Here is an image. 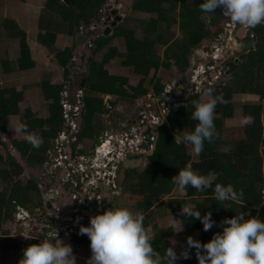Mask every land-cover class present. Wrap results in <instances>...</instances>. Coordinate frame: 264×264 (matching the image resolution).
<instances>
[{"label":"trees","instance_id":"16d2710c","mask_svg":"<svg viewBox=\"0 0 264 264\" xmlns=\"http://www.w3.org/2000/svg\"><path fill=\"white\" fill-rule=\"evenodd\" d=\"M17 1L24 2V0ZM60 2L56 5L52 4L47 6L48 9H53L55 13L53 17L51 16L48 19L50 22L53 20L63 33L73 39V45L56 51L54 55L55 61L63 68L64 79L69 80L67 76L70 70L67 65L70 63L72 51L76 44L74 41L75 35L79 31L80 18L78 14L83 11V19L88 21L89 16L104 1L67 0L66 3V0H60ZM202 2L203 0H134L130 8L139 9L149 14L156 13V18L149 17L141 20L130 17L132 19V25L134 26L133 30H122L119 27L117 29L115 28V31H111L113 35H121L124 38V50L122 52H119L114 46H108L107 37L97 38L96 41L92 42L97 43L95 54L101 53V58L98 62H95V58L92 57L91 66L86 76V84L80 90L81 96L79 100L82 123L78 129L79 133L76 144L82 143L84 140L92 143L94 141L92 140L94 139L93 136H96V142H98L101 134L108 126L116 127L121 124V115L114 117H110L109 115L119 102H116V100L110 101L109 106L111 109H109L102 101L103 95L118 96L123 102L129 103L134 102L137 98H143L145 103H150L147 97L149 92L146 88L147 84L150 87L152 97H164L162 102L167 103L166 97L173 95V93L170 92L166 95L165 84L161 81L162 77L155 76L154 73L150 76L151 69H157L161 64L163 71L167 73L171 63H173L179 70H185L189 65V55L192 51L199 47L204 40L213 41L217 39L223 31L225 23L230 21L217 8L215 13L210 14V19L206 24V20L204 19L205 12L200 11L199 8ZM45 12L51 11L46 9ZM124 19H129V17L125 16ZM137 25V28H142L143 32L140 38L135 34V27ZM38 27L40 29V32L37 34L38 43L51 49L55 43L56 33L49 32L48 30L43 32V27ZM176 28L178 30L177 35L175 32ZM4 31L9 34L8 37L3 36L2 32ZM263 31L264 23L257 25L255 28H251L246 36L249 39L251 34L257 41L253 55H258L257 62L259 68H262L258 74H255L257 79L251 80L252 78H249L247 79L248 82H245V80H241L238 73L235 75L236 78L228 83L224 79L214 85L206 86L200 92H190L183 99L182 105L176 111L171 110L166 116V121L159 127L155 148L152 154L146 159L147 162L143 170L145 176L143 179L134 185L129 183V186L133 187L127 188L129 193L127 194L128 197L126 200L131 202L132 199H136L137 202H131L132 206L129 210L133 213L142 212L144 214V227L145 229L151 227L153 231L152 236H155L152 241L153 247L160 251L162 255L164 248L171 245L169 237L172 234L173 228L170 226L163 232L158 231V224L152 215L155 207L166 204L170 214L174 218H177V226H179L181 220L184 221L183 231L187 236H191L194 232L199 231L200 236L197 240L201 243L208 241L214 233L222 231L221 222L226 217H232L242 213L245 215V218L248 216H257L264 221V173L261 172L262 165H264V148L260 149V146H264V121L262 119L264 103L241 105L242 114L250 118L249 123L232 127L226 126L224 123L226 118L233 115L235 107V103L232 102L233 94L254 93L259 95L260 100H264V83H262L264 77L261 76L264 73ZM0 36H3L5 40H11L10 42L16 43L15 41H17L19 56L16 61H19L17 64L19 69H28L33 66L34 62L31 60L30 49L26 41V32L20 30L14 19H11L9 16L0 19ZM157 44L164 45L162 59L155 52ZM246 54L248 56L249 51ZM115 58L120 59V65L127 69L130 76L139 79L137 85L127 86V78L109 74L105 67ZM244 60L237 63L236 67L240 65L238 68H243ZM0 64L5 73L10 72L11 65L8 58L2 59V55H0ZM165 79L167 82L171 80L168 76ZM69 82L71 86H68V96L64 100L71 106L76 107L74 96L72 91H70L74 85H72L71 80ZM221 82L222 85H220ZM125 86L128 90H126ZM2 87V84H0V133H5L8 127L9 117L18 115L17 104L20 97L16 99L15 96L20 93L15 94L13 90V92L7 94L4 87ZM209 87L214 90V97H222L217 102L216 108L220 112L215 115L214 119L217 136L211 143L205 141L204 150L198 156L195 154L198 159L195 158L193 161L191 160L192 157L186 153L187 145L183 143L176 144L174 137L183 130H192L195 122L189 119V117L194 110L193 101L202 100L200 98L201 95L205 94ZM86 88L94 94H87ZM66 89L63 83L52 86L47 80L44 81L41 86L44 95L43 98L51 101L48 116L36 118L27 109L20 117L21 123L27 124L28 131L36 133L43 138V144L38 149L33 148L26 141L20 142L24 143L20 148V156L22 159H26L29 166H40V169L42 167L46 169L50 164V159L47 156L48 151L51 150L54 142L62 132H66L67 134L70 132V126H65L64 106L61 103L63 98L60 95ZM95 115L108 116V118H111V123L108 126H104V122L106 121H94L93 118ZM83 120H86V125H84ZM115 121L118 122V125L114 124ZM93 124L97 126L98 136L97 133L92 132ZM81 129L91 131V136H80ZM14 144L18 146V142H14ZM223 146L228 147L227 151L220 150V147ZM88 152L84 149L79 150V154L83 155ZM79 154L77 152V155ZM7 156L9 157L4 158L0 155V180L4 185L0 191V225L13 220V214L17 207H27L21 202L26 201L24 200L26 197V189L22 196L18 193L17 188L20 185L27 188V184L30 182L20 177L23 168L17 160L11 155ZM44 158H46L45 162ZM188 164H191L193 171L198 174L207 175L212 173L215 177L213 187L216 183H220L225 186L231 185L236 191L242 190L244 193L243 203L240 205L238 202L226 201L221 204V202L214 199L212 189L198 191L190 185L183 197L164 198L173 189H178L172 182L171 177L176 175L179 169L184 168ZM126 178L125 174L121 185L125 183ZM34 183L36 184V182ZM119 190V194H121L122 189L120 186ZM196 196H201V199H197ZM182 206L197 208L201 215L210 211L212 219L215 221L213 228L205 232L200 220L182 217L180 213ZM7 241L9 242L10 239L0 237L1 250L9 248ZM39 241V239L34 237L28 239L25 247L29 244L38 243ZM74 244L77 246L76 249L90 248L89 238L86 235L78 234V232L76 233ZM189 253V259L180 258L175 264H198L195 250L190 249Z\"/></svg>","mask_w":264,"mask_h":264},{"label":"clouds","instance_id":"9594fccd","mask_svg":"<svg viewBox=\"0 0 264 264\" xmlns=\"http://www.w3.org/2000/svg\"><path fill=\"white\" fill-rule=\"evenodd\" d=\"M118 4H121L120 0L119 1L105 0L104 3H102V5L100 6V8L101 9L106 8V10L103 11H107V12H109L110 9H114L115 13H111V15H113L115 18L116 15L119 16L123 15L124 12V11L122 12L121 10L120 12L118 11V9L121 7L119 5L118 8ZM100 8H96V11L95 10L94 11L97 12ZM199 8L200 11L210 14L215 13V10L219 8L222 12V15L230 20L231 25L233 27L239 26L240 29L244 30L243 36L245 34L247 35L251 28H255L257 25L264 23V0H203V2L199 5ZM84 26H85V21H84ZM239 27L236 28L235 32ZM81 32L79 28V31L77 33L78 37L76 39L78 43H81L82 40L85 38L84 36L79 35V33ZM235 32H234V36H232L231 34L228 36H231L232 38L235 37L237 42L239 41L238 40L239 38L246 39V37L243 36L241 37L236 36ZM76 41L75 43H77ZM217 41L218 40L209 41L210 44L208 46L209 48L207 47V49L213 51L214 46H212L213 48H210V45L211 44L213 45V43ZM220 44L222 46L221 42ZM199 47H201V45ZM195 49L193 51H195ZM249 49L247 51H249ZM221 50H222L221 53L217 52L219 54L217 59H222L224 56L226 57L229 54L228 52L231 51V53H233V51H235V50L229 51L228 49H221ZM247 51L245 52V55ZM226 53L228 54L226 55ZM196 55H197L196 60L194 59L191 60L192 63L191 66L194 67L197 64L196 62H197L198 54L196 53ZM73 60L74 57L73 59H70L71 64ZM208 61L212 62L211 59L207 58L206 61H204V63L206 64L208 63ZM227 61H225V63ZM217 62L219 61L217 60ZM189 66H190V61L188 67ZM228 68L229 67L225 65V70L223 72L224 75H226L225 71ZM76 69L77 67H75L74 69V72L76 73L74 74V76L78 75L77 74L78 71L76 72ZM180 72L183 74L184 71H180ZM190 73H192V71H189L188 74L186 73L183 74L182 77L184 78V82L183 81L181 82L177 78L172 79L171 82L173 84V87H175L178 84L179 88H184L186 86L187 88H189L192 82L191 77H189ZM214 73H212V76H210L211 80L213 81L212 85L222 80L221 79L222 74L219 75V73L216 72V76L213 77ZM68 77L69 80H71L73 75L72 76L68 75ZM224 79L225 76L223 77V80ZM71 83H73L74 86H72L70 91H72V94L74 96V103L75 101L78 102L75 103V105H77L80 108L79 109V113H80L79 118H80L81 117V106L79 100L80 97H77L80 89L78 88L77 83H74L73 81ZM69 85L71 86L70 83H68V86ZM220 85H222V82L220 83ZM76 86L78 89L76 88ZM125 88L126 90H128L126 86ZM170 88L168 89V92L170 91ZM68 90L69 89H66L61 92L60 95L63 98L61 103H65L68 107H70V110H73V106H71L68 102L67 104L64 100L68 96L67 95ZM213 91L214 90L211 87H209L205 92L207 99L193 101L194 110L191 112V115L189 117V119L195 122L192 130L184 131L182 135H177L174 137L176 144L183 143L185 145H190L192 152L197 156L200 155L204 150L205 141L211 143L213 139L217 136V130L214 124V119L217 108V102L221 100L222 97L221 96L214 97ZM168 92H166V94ZM184 93H186L185 94V98H186L189 94L188 92H184ZM104 96L106 95L102 96V101L107 108L111 109L109 106L110 105L109 102L114 100H116V102H119L117 103L118 105L119 104L121 105L118 106L116 104L115 108H113L115 111H118V108L119 109L123 108V110L124 108L125 109L128 108L123 106L124 102L118 96L116 97L113 95H107V99H104ZM150 96H147L150 100V103L156 102L157 98L159 99L161 98L163 101L164 98V97L155 98ZM111 97H114L115 99L113 100ZM166 99H167V103L170 102L169 104L171 106H172V102L170 100L173 99L175 101V103L173 104L175 105L177 103V96L175 94L170 96L168 95ZM104 100L106 101L104 102ZM181 100L183 101L182 98ZM159 103L160 100H158L156 105H158ZM138 104H139L138 109H142L143 105L146 106V104L148 103H145L143 98H137L134 102L127 103L126 105H128L129 107L132 105H136L137 107ZM177 109L174 108L173 111H176ZM123 110L119 113H123ZM137 115L138 113H135L131 118H134L135 116L134 119H137ZM120 121L121 123L123 122L122 116ZM74 122H77L78 124L77 120H75ZM162 122L163 121H160L158 122V124ZM67 125L70 126V124H65V126ZM159 127L157 128V130L153 129V132L156 134L157 138H158ZM27 128L28 126L26 123H19L12 130L13 132L24 133L23 138L26 142L31 144L33 148L36 149L40 148L43 144V138L37 135L36 133L28 131ZM107 131L108 130L106 129L104 132ZM149 131L150 130L146 131V134H150L152 130L150 131V133ZM71 133L72 132L70 127V132L68 133V135H70ZM78 133L79 132L77 129L76 134ZM101 136L103 135L101 134ZM80 144L81 143L77 145ZM143 147L145 151L153 152L155 148V144L154 146L151 147L147 143H145ZM147 147L148 149H146ZM141 154L142 153H139L138 155L131 156L132 158H126V159H135L136 156H139ZM214 179L215 177L212 173H209L207 175H201L196 173L195 171H193L191 164H188L184 168L179 169L178 173L173 177H171L172 182L177 186L178 190L181 193L187 192V188L190 185L198 191H205L208 189H212V191L214 192V199L221 202V204H223L226 201L238 202L240 203V205L243 203L244 193L242 190L236 191L231 185L225 186L220 183H216L213 187ZM44 194L46 195V193ZM47 200L48 202H51L52 199L47 198ZM21 209L24 211L26 210V208H21ZM180 213L182 217L195 218L200 220L203 226V230L205 232L210 231L215 224V221H213L210 211L206 212L204 215H201V213L197 210V208H194L192 206H182L180 209ZM144 219L145 217L142 212L133 213L131 210L124 207H120V208L111 207L109 209L104 210L103 212H98L97 214L90 216L89 224L87 226L80 225L78 230V234L86 235L89 238L91 255L90 257L87 258V264H175V262L180 258L189 259L190 249L195 250V255L198 264H264V221L259 219L257 216H248L247 218H245V215L241 213L238 215H234L232 217H226L221 222L222 231L218 233H214L213 236L208 241L201 243L199 240L194 239L191 236H188L186 238V246H183L181 248L179 255L177 254V251L175 250L174 246L171 245L164 248L163 255L161 254L160 251H158L156 248L153 247L152 241L155 236H150L149 233L146 231L143 223ZM176 219L177 218L174 217L172 218V223L170 226L173 229H175L173 232L178 233L183 230L184 221L181 220L179 226H177ZM15 234L16 233L12 235L14 236ZM24 237L26 239L33 238L27 236ZM64 238H67V236H65ZM37 239L40 240L38 243L29 244L27 247L23 249L22 256L19 259L18 264H76V256H75L76 254L73 253V250L80 249V251H82V249H84V248L76 249L77 246L76 247L74 245L71 246L70 244H67L63 240L57 238V236L54 241L50 239H44V240H41L40 238ZM174 244L175 241L172 242V245Z\"/></svg>","mask_w":264,"mask_h":264},{"label":"rangeland","instance_id":"374dc122","mask_svg":"<svg viewBox=\"0 0 264 264\" xmlns=\"http://www.w3.org/2000/svg\"><path fill=\"white\" fill-rule=\"evenodd\" d=\"M3 1L4 0H2L0 2L1 3L0 4V19L9 16V17H11V19H14L16 21V24L18 25L20 30H24V31L28 30V28L33 29L35 27V24H34V26L29 27V25H32L34 23V20H32V18L29 19L30 21H28V19H26V17L31 16L32 13L30 14V12H29L30 15L25 13L24 11H26V9H23L24 6L23 5L21 6V4H20L21 9H16L15 5H17V8H20L18 5V2H20V1L15 2V0H13V1L7 0L8 3H5V4L3 3ZM103 1H105V0H103ZM4 2H6V1H4ZM21 3H23V2H21ZM41 3H42L41 0H34V2L27 0L28 6H31V8H33V5H34L37 8V9H34L33 13L38 11V8L41 6ZM47 10L51 11L50 13L55 14L53 9H47ZM103 10H106V8H103ZM42 11H44V10H42ZM204 14H205L204 19L206 20V24H207L209 19H210V13L205 12ZM123 15H126L127 17H129V19H126V20L124 19V21L122 20L123 22H119V20H117L116 23L117 22H119V23L113 27L112 32L115 31L119 27L122 30L123 29L128 30V31L133 30L134 26L132 25L133 23H132V19L130 17H134V18H138V19H146L150 16L151 18H156V13L149 14V13L143 12V11H141L139 9H135V8H128L127 14L123 13ZM43 16H44V13H43ZM144 26H145V23H144ZM137 27H138V25L135 27V34L137 37L140 38L143 34L142 28H137ZM173 30H174V28H173ZM175 32L177 35V33H178L177 28H176ZM34 33H35V31H32L31 37H34ZM2 34L5 37H8V35H9L6 31L2 32ZM224 34L226 36L219 37L215 40H218L222 43L221 49H228L230 51L231 49H234L233 47L229 46L230 36H228V35H230V33H228L226 30V32ZM263 35H264V31H263ZM3 36H0V55H2V59H4V58L5 59L6 58L12 59V60H10V65H11L10 71H13L15 78H17L18 77L17 71H19V68L17 65L19 63V61H16L18 59V56H19L18 43H17V41H15L16 43H14V42H10L11 40H5V38ZM26 36H27V33H26ZM62 38H63V40L61 41V43H59L56 50H53V52L51 53L50 56H52V57H50L48 55V53H45L44 50H42L43 52L41 51L42 52L41 54L44 55V57H39V58H44V60L37 62L36 65H35V63H33V68L31 66V69L29 70L30 74H31V78H32L31 80H34L35 78L40 77V75L43 78V75H44V77L45 76L47 77L48 74H51L50 80L53 83H63L66 86V88L69 89L68 83H70V82L68 80L63 79V69L55 61V57H54L55 51L64 47L65 44H67V45L72 44V38H65V37H62ZM228 39H229V41H228ZM106 40L108 41L110 46L116 47L119 52H122V50H124V38L121 35L117 36V35H113L111 33L107 36ZM238 40H239L238 42H242V44H244V42L247 40V38L246 39L239 38ZM3 41H6L8 44L10 42L9 45H15V46H9V47L5 48V50H4V48L2 46H3V43L6 45V42H3ZM1 42H3V43H1ZM35 42H37L36 39H34L33 43H31L30 45L34 46ZM256 43H257V41L255 40V42H253L252 46L250 47L249 55L247 56V54H246L243 58H241L240 61L245 59L243 61L244 67L238 68L240 65L238 67L235 66L234 69L231 72L227 73L226 75H224L222 73V75H221L222 80H223V77L225 76L224 81H226L228 83L229 81L234 80L236 78L235 75H237L238 73H239L238 75H240L239 77L241 78V80H245V82H248L247 79H249V78H252L251 80L257 79L255 74H258V72L262 68L261 69L259 68V65L257 62L258 55L257 56L253 55V53H254L253 51L255 50ZM209 44H210L209 40H204L201 43V46L204 45V46L208 47ZM235 44L236 43L234 42V45ZM163 49H164L163 44H157L156 45L155 52L160 55L161 59H162ZM234 50H236V48ZM34 53L37 56L39 54V49H34ZM247 53H248V51H247ZM237 55L238 54L236 52L234 56L236 57ZM94 57H95L94 61L98 62L99 59L101 58V53H99L98 55L95 54ZM196 57H197V55H196L195 51H192V53L189 56L190 66L187 67L185 70H183L184 71L183 74H185V73L188 74L189 71L193 70L194 66H191L192 65L191 60L192 59L196 60ZM105 68L108 70L109 74H111V75L127 78V86L128 85H131V86L136 85L138 82L137 77L130 76L127 72V69L120 65V59L119 58L113 59L108 65H106ZM78 69L79 68L76 69V72L78 71ZM180 71H182V70H179L177 67L174 66L173 63H171L169 70L166 73L163 71L162 65L160 64L159 67H157V69H151L150 76H152L154 73L155 76L162 77L161 81H162V83L165 84V89H166L165 93L168 92V89L171 87L170 91L168 93L172 92L173 94H175V92H177V96L185 97L186 93H184V92H188V94L190 93L187 86L184 88H179L178 87L179 85L177 84L175 87H173V84L171 82L172 79H176V78L179 79L181 82L183 81V77H182L183 74ZM1 72H2V70H1V64H0V73ZM0 76H1V74H0ZM166 76L171 78V80L167 82V80L165 79ZM261 76L264 77V73ZM36 80L37 79H35L34 81H36ZM262 83H264V81H262ZM146 88L149 91L147 96H150L151 90H150L149 85L146 84ZM85 90H86V93L89 95L94 94L93 92H90L87 88ZM77 93H78V91H77ZM168 93L166 95H168ZM236 95H235V97H236ZM241 96H242V94H240L239 97H237V99L235 98L236 99L235 100L236 105L234 104V106H235L234 107V116L236 118L232 121L226 120V122H228V124L230 122V123H233V125L242 126L243 124H246L247 122L250 121V118H248L246 116L244 117V115L242 114L241 105L242 104H248V103H251L253 101H248L245 99L246 97H241ZM43 97H44L43 93H41L39 89H36V87H33L31 92L28 94L27 98H25V100L21 99V102H23V103H21L22 109H26V108L29 109L30 113H32L37 118L47 117L48 112H49V104L51 103V101L50 100L47 101ZM111 98L113 100L115 99L114 97H111ZM200 98L202 100L207 99V96L205 94H202ZM239 98H242V99H239ZM104 99H107V95L104 96ZM170 101L172 102V105H174L173 103H175V101L173 99ZM180 101H181V98L177 97L176 105H178V103H180ZM261 102L264 103V100H261ZM118 106H121V105L119 104ZM126 107H128V108L127 109L124 108L123 113L118 112L119 108H118V111L113 110V112L109 113L110 117H114L117 115L122 116L123 122L119 126H116V127L108 126L111 123V120H110L111 118H108L107 116L95 115L93 118L94 121L102 120V119L104 121H106V122H104V126H108V128H107L108 131L105 133L106 134H112L114 141H117L122 136H124V134H122L123 129L126 128V129H128V131L131 130V126L128 124H131L130 118L133 117V115L135 113H137L139 104L137 107H136V105H132L130 107L128 105H126ZM143 107H145V105H143ZM219 112H220L219 109H216L215 115H217ZM134 118H135V116H134ZM245 118H247V119H245ZM262 119L264 121V114H262ZM83 122H84V125H86V123H87L86 120H83ZM114 124L118 125V122L115 121ZM65 130H66V128H65ZM141 130H142V128H141ZM73 131H74V129H73ZM184 131H188V129L179 132L177 135H182ZM92 132L97 133V136H98V130H97L96 125H94ZM92 132L89 130L84 131L83 129H81L80 130V136L89 137V136H91ZM149 133H150V131H149ZM5 134L7 137H11L12 135L17 134L16 136L19 138L16 137L14 139H21L22 141H24V138H23L24 134L22 132H13L12 129L9 130V128L7 127ZM102 135H103V133H102ZM7 137H5V138H7ZM93 138L94 139H92V140H94V141L92 143L88 142L86 140L82 141V143L79 145V148H83L85 151H89V153L92 154L93 150H94V145L98 143V142H96V139H97L96 136H93ZM80 140H81V138H80ZM22 145H23V143L18 142L19 148H21ZM71 147L73 149H75V143H71ZM261 148H264V146H260V149ZM0 152H1V148H0ZM186 153H188L192 157L191 160L194 161L195 158L198 159L196 156H192L193 152H192L191 147L189 145L186 146ZM8 157L9 156H7L5 158H8ZM45 161H46V158H44V162ZM42 168L40 169L39 172L43 173L42 174L43 177H44L45 171L47 172L46 175L48 177H51L49 174L48 167L46 169L45 168L42 169ZM23 169L25 170V168H23ZM133 170H135V171H133ZM133 170L129 169L125 172L126 177H127L126 181L123 185H119L122 189L121 194H119L116 198L112 197V199L109 201L110 204L112 203V208H115L117 206V208L124 207V208L130 209V207L132 206L131 202L137 203L136 199H132L131 202L126 200L128 197L127 194L129 193L127 188L133 187V186H129V183H131V185H134L136 182L143 179V177L145 176V174L143 172L144 166L142 165V166H140L136 169H133ZM261 172L264 173V165L262 166ZM20 177H23L24 179L30 177V179H31L29 184H27L28 185L27 188L22 187L21 185L18 186L19 189L17 188L18 193L22 196L24 194V190L26 189V191H25L26 197L24 198V200H26V201H21V202L24 203V205H26L27 207H26L25 211L22 210L20 207H17L15 213L13 214V220L7 221L6 223L4 222V223H2V225H0V237H3V238L6 237V239H10L9 242L7 241V246H9V248L5 249V250L0 249V264H18V261L22 256L23 249L25 248V246L27 244V240H28L24 236L40 238L41 240H44L43 237L44 238L46 237L45 232H43L40 229V226L37 223L39 220L45 219V212H43L42 209L37 210V208L41 204L42 205L44 204V200L47 201V197L45 196V194L43 195V193L41 192V189L42 188L46 189L47 187H45V186H48V184L45 183V185H44L43 180L38 178V177H31V175H29L27 173V171H22ZM33 181L36 182V184ZM36 185H37V187H36ZM1 186H4V185H3L2 181L0 180V188H1ZM6 186H7V184H6ZM119 192H120V190H119ZM184 193H181L178 189H173L171 191V193L169 195L165 196L164 198L183 197ZM113 196H114V194H113ZM196 198L200 200L201 196H196ZM121 203H123V204H121ZM119 204H121V205L118 207ZM85 212H87V211H85ZM152 215L154 216L155 221L158 224V227H159L158 231L163 232L168 227H170V225L172 223L173 216H172V214H170L168 206L166 204H164L162 206L155 207L153 209ZM35 223H36V225H35ZM174 230L175 229H173V231ZM146 231L149 233L150 236H152L153 231H152L151 227H147ZM173 231L169 237V240H170L171 246H174L175 250L177 251V254L179 255L181 248L183 246H186V238L188 236L184 233L183 230L178 232V233L173 232ZM14 233H16V234L13 236L12 234H14ZM199 236H200L199 231H196L191 235V237H193L194 239H198ZM60 239H62V238H60ZM173 241H175L174 245H172ZM74 246L76 247L75 244H74ZM73 253L76 254L75 255L76 256V264H87V258L90 257L91 250H90V248H88V249H82V251H80V249H79L78 251L73 250Z\"/></svg>","mask_w":264,"mask_h":264},{"label":"built area","instance_id":"2783aa9c","mask_svg":"<svg viewBox=\"0 0 264 264\" xmlns=\"http://www.w3.org/2000/svg\"><path fill=\"white\" fill-rule=\"evenodd\" d=\"M237 27L239 26L233 27L230 21H227L224 25V28L231 30L230 34L232 36H234V32ZM246 36L247 35L245 34L243 37ZM250 36L252 37L251 34ZM219 37L221 36L219 35ZM214 43L212 45L214 46L213 51L207 49V46L204 45L195 49V52L198 54V58L196 66L193 68L192 73L189 74V77H192V82L188 88L191 92H200L203 87L212 85L213 81L210 78V74L216 71L219 73V75H221L225 70V61L228 60L227 56L229 55L226 57L224 56L222 59H217L219 55L217 52H222L221 44L219 41ZM207 58L211 59L212 62L208 61V63L205 64L204 61H206ZM217 60L219 62H217ZM77 97H80V93H78ZM158 100H160V103L156 105ZM181 101L178 103L177 107L175 104L171 106L169 103H163L161 98H157L156 102L146 104V106L142 109H138L137 119L130 118L132 122L130 124V126H132L130 131H128L126 128L123 129L122 134H124V136H122L117 141H114L112 134H106L104 132L103 136H100L98 144L94 145L93 153L86 154V156L79 154L78 156L80 159H77L78 161L76 164L65 163L70 157L66 155V148L64 145L65 142H67V139L72 137L74 134L73 129L74 132H77V126L74 122V119L77 116L76 114L80 115V108L76 105V107H73V110H70V107L63 103L66 124H70L72 133L68 135L66 132H62L58 136L51 150L47 153V156L50 159V165H48V169H57L60 166H64L66 168L69 166L70 171H73V174H76V176L79 177L78 179H80V182L78 183L75 181L73 183L75 191L71 196L69 195L72 201L69 209L64 211L59 205H53V213L51 215L52 219L50 221L56 218L55 221L58 220L60 223H62L63 221L71 220V216L73 214H77L76 217L79 216V207L74 208L76 205L74 201L78 199L79 194L81 196L80 190H84L82 185L89 187L92 185L93 187V184L95 185L96 181H100L104 183L109 189H111L115 196H117L119 194V186L117 183L118 168L120 164L119 162L126 159L128 156L138 155L142 149L144 150L143 145L145 143L151 147L154 146L157 137L153 132V129L157 130V128L166 121L167 114L171 110H174V108L177 109L180 107L182 104ZM160 121L163 122L158 124ZM148 130H152L150 134H146V131ZM81 149L82 148H79L78 145L76 152ZM46 191L52 192L51 188L48 190L46 189ZM47 201L44 200V204ZM80 202L81 200L78 202L79 206H82L80 204H82L83 201L81 203ZM88 204L89 203H85V207ZM53 225L54 224H50V228Z\"/></svg>","mask_w":264,"mask_h":264},{"label":"flooded vegetation","instance_id":"af4514ba","mask_svg":"<svg viewBox=\"0 0 264 264\" xmlns=\"http://www.w3.org/2000/svg\"><path fill=\"white\" fill-rule=\"evenodd\" d=\"M121 4H122V6H125L123 3H121ZM113 10L114 9H110L109 12H107V11H103V9L100 8L97 12L94 11V13H92L89 16L88 21L84 20L85 21L84 28L82 30L80 29V32L82 31V36H84L85 38L82 40L81 43L76 44L74 46V49L72 51V58H71V59H73V57H74V60L72 62V66L75 64V62L77 61V58H79V56L81 57L82 61L84 59L86 61L78 69V73L82 74L81 79H79V81L77 83L78 88L80 90H82L84 88V87H80L81 86L80 83H81L82 79H84L85 80L84 86H85L86 76L88 75V72H89V69L91 66V60L93 58H95L94 56H95V49L97 47V43L95 44L92 42L96 41L97 38L107 37V34L111 33L112 26H110V24H111V21L114 20V16L111 15ZM120 10H122V8L118 9L119 12H120ZM107 26H110L111 28H110L109 33L104 35V30ZM91 37H96V38H95V40H92ZM108 46H110L109 43H108ZM110 47H112V46H110ZM75 51H76V53H74ZM87 51L90 53L87 54ZM92 53H94V54H92ZM71 80L74 82V80H76V76L73 75ZM72 85H73V83H72ZM80 90H79V93L81 96ZM76 115L77 116L75 117V119L78 120L79 115L78 114H76ZM75 123H76V126L78 127L77 122H75ZM0 134H5V133H0ZM77 138H78V134H76V132H74L72 137H69L67 139L68 144H67V142H65L64 146L66 148V155H68L70 157L69 159H67V161L65 163L76 164L78 161L77 159H80L79 156L77 155V152H76L77 147H78V145L76 144ZM71 143H75V149H73L71 147ZM12 147H14V146L12 145ZM14 148L16 150H21L17 145H15ZM78 154H79V151H78ZM127 158H131V157L128 156ZM123 161L124 160L119 162L120 164H119L118 171L120 170ZM49 171H53V173L50 174V176L54 175L53 177L51 176L52 177L51 179H50V177H48L46 175V172H44V177L42 176L39 178L43 180L44 185H45V183L49 182L48 186H45V187H47L46 188L47 190L50 188L53 189L52 193L54 194V198L56 200L52 199L51 202L47 201L45 204H43V205L41 204L40 206H38L37 210L42 209V211L45 212L46 218H45V220H39L37 223L39 224L40 229L43 232H45L46 237L43 239H52L54 241L56 239V236L59 239L60 238L64 239L65 236H68V238L70 240V241L69 240L68 241L70 242V244L72 246V245H74V238L76 237V233L79 230V226L80 225L87 226L89 224V217L90 216L95 215L98 212H103L105 209H107V207H108V209L111 208L112 203L110 204L109 201L112 199V197L115 198L116 196L112 192L111 189H109L107 186H103L104 183H102L100 181H96L97 184L96 183H95V185L93 184V187H92V185H90L91 189L89 186L82 185V187H84L83 188L84 190H82L83 196L82 195L80 196V194H79L78 199L76 201H74L76 204L74 206V208L79 207L78 208L79 209V214H78L79 216L76 217L77 214H73L71 216V220L63 221L62 223H60V221L57 220V221H55V223H53V221H50L52 219L51 215L53 213V207L52 206L57 205L59 195L60 196L64 195L63 191H65L67 193V195L71 196L72 193L75 191L73 183L75 181H77L79 183L80 179H78L79 177H77L76 174H73V171H70L69 166L66 168L64 166H60L57 169L53 168ZM28 174L31 175V177H32L31 173H28ZM104 187H106L107 190L103 189ZM42 190L44 191V188L41 189V192H42ZM112 193L114 194V196ZM81 197H83V203L80 204L82 206H79L78 202L81 200ZM89 198H92V199H89ZM70 202H72V201L70 200ZM85 203H89V204L85 207ZM48 205H50V207H48ZM59 206L61 208H63V210L65 211V209H64L65 206L62 203ZM85 211H87L88 213L90 212L89 215L87 213H85ZM59 218H61V217H59ZM50 224H54V225L50 228ZM35 225H36V223H35ZM59 229H63V230H59ZM66 232L68 233V235L65 234Z\"/></svg>","mask_w":264,"mask_h":264},{"label":"crops","instance_id":"0c3cea01","mask_svg":"<svg viewBox=\"0 0 264 264\" xmlns=\"http://www.w3.org/2000/svg\"><path fill=\"white\" fill-rule=\"evenodd\" d=\"M4 1H6V2H4ZM3 1V3L5 4V3H8L7 2V0H4ZM8 1H13V0H8ZM28 1H33L34 2V0H28ZM42 1V3H41V6L38 8V11H36V12H34L33 13V11H34V9H37L34 5H33V8H31V6H28L27 5V0H24V2L23 3H21V2H18L17 0H15V2H18V5H19V7H20V4H21V6L23 5L24 7H23V9H26V11H24L25 13H27V14H29V12H30V14H31V16H29V17H26V19H28V21H30L29 19H31L32 18V20H34V23L32 24V25H29V27L31 26H34V24H35V27L33 28V29H29L28 28V30H26L25 32L27 33V43H28V46H29V49H30V57H31V60L35 63V65H36V63L37 62H39V61H43L44 60V58H39V57H44V55H42L41 53L43 52L42 50H44V52L45 53H48V55L50 56L51 55V53L53 52V50H56V48L58 47V45H59V43H61V41L63 40V38L62 37H65V38H71V37H69V36H67L65 33H63L61 30H60V28L55 24V22H53V20H52V22H50L49 21V19L48 18H51V16L53 17V15H55V14H52V13H50V12H45V10L46 9H48L47 8V6L48 5H52V4H54V5H56V4H59V3H61L60 2V0H41ZM119 1V0H118ZM37 2V1H36ZM133 2H134V0L130 3V4H128L127 5V7L128 8H130L131 7V5L133 4ZM104 3V2H103ZM3 4V5H4ZM32 5V4H31ZM119 5L121 6L120 8H122L123 9V13H126L127 14V7L126 6H122V4H118V8H119ZM15 7H16V9H21V7L20 8H17V5H15ZM100 8V7H99ZM125 8H127V9H125ZM55 9H56V7H55ZM42 10H44V16H43V11ZM144 12V11H143ZM94 13V12H93ZM29 14V15H30ZM157 15V14H156ZM11 16V15H10ZM126 15H120V20H119V22H122V20L124 19V17H125ZM142 20V19H141ZM124 21V20H123ZM38 26H40L41 28H42V31L43 32H45L46 30H48L49 32H54V33H56V38H55V43H54V45H53V47L51 48V49H48V48H46V46H43L42 44H40V43H37V42H35L34 44V46H31L30 44L31 43H33V40L34 39H36L37 40V34H38V32H40V29H39V27ZM32 31H35V33H34V37H31V33H32ZM240 31V27L237 29V31L235 32V35L236 36H238V37H241V36H243V34H244V32H242V34L241 35H238V32ZM30 33V34H29ZM42 33V32H41ZM77 37H78V34L77 35H75V38H74V41H76V39H77ZM29 38V39H28ZM29 40V41H28ZM67 41V40H66ZM228 41H229V39H228ZM255 41V40H254ZM30 42V43H29ZM77 42V41H76ZM78 43V42H77ZM76 43V44H77ZM9 44H10V42H9ZM8 43H6V45L3 43V48H4V50H5V48H7V47H9V46H15V45H9ZM75 44V45H76ZM79 44V43H78ZM71 45H73V39H72V44ZM71 45H67V44H65L64 45V47H70ZM74 45V46H75ZM230 47H234V43L232 44V45H229ZM64 47H62L61 49H59V50H62ZM54 48V49H53ZM34 49H39V54L36 56V54L34 53ZM42 51V52H41ZM58 51V50H57ZM56 52V51H55ZM99 54V53H98ZM50 57H52V56H50ZM9 60H12V59H9ZM15 60V59H14ZM59 65V64H58ZM60 66V65H59ZM67 67L69 68V70H70V73H69V75H74V74H76L75 72H74V69H75V67H73L72 66V64L71 63H69L68 65H67ZM32 68H33V66H32ZM62 68V67H61ZM31 69V67L30 68H28V69H19V71H17L18 73H17V78H15V76H14V73H13V71H10V72H8V73H5L4 71H3V69L1 68V70H2V72L0 73L1 74V76H0V84H2V86L5 88L4 90H6V92H7V94L8 93H10V92H13V90H14V92L13 93H20L19 95H17V96H15V98L17 99L18 97H20V100H19V102H18V104H17V107H18V115H14V116H10L9 117V123H8V128H9V130L10 129H14L19 123H21V120H20V117H21V115L25 112V110H27V108L26 109H22V107H21V103H23V102H21V99H23V100H25V98H27V96H28V94L31 92V90H32V88L33 87H36V89H39L40 90V92L42 93V90H41V86L43 85V83H44V81H46L47 80V82L50 84V85H52V86H54V85H58L59 83H53L51 80H50V76H51V74H48L47 75V77L45 76L44 77V75H43V78L41 77V75H40V77H37V78H35V79H37L36 81H34V80H31L32 78H31V74H30V70ZM63 69V68H62ZM28 70V71H27ZM22 72V73H21ZM210 76H212V73L210 74ZM63 79H64V74H63ZM187 82H188V80H187ZM138 83V82H137ZM137 85V84H136ZM133 86H135V85H133ZM2 87V88H3ZM237 94V95H236ZM240 94H242V96L241 97H246L245 99L246 100H248V101H253V102H251V103H248V104H257V103H260V100H259V95H257V94H254V93H235V94H233V96H232V102L233 103H235V100L237 99V97H239V95ZM175 95L177 96V92H175ZM179 95V94H178ZM235 95H236V97H235ZM177 97H180V98H182V99H184L185 97H181V96H177ZM42 98V97H41ZM236 98V99H235ZM239 99H242V98H239ZM42 100V99H41ZM44 100V99H43ZM127 103H129V102H124L123 103V106H125L126 107V104ZM236 105V104H235ZM243 105V104H242ZM242 107V106H241ZM29 110V109H28ZM123 110V108H120L119 109V111L118 112H121ZM245 117V116H244ZM37 118V117H36ZM236 117L234 116V111H233V115L231 116V117H228V118H226L225 119V121H224V123H225V125L226 126H230V127H232V126H236V125H233V123H230L229 122V124H228V122H226V120H228V121H232V120H234ZM249 118V117H248ZM250 122V121H249ZM249 122H247V123H249ZM246 123V124H247ZM244 125V124H243ZM24 134V133H23ZM17 135V134H16ZM16 135H12L11 137H8L7 139H5V137H4V135H2V134H0V148H1V152H0V155H2L4 158L5 157H7V155H11L12 157H14L13 156V154L16 152V151H18L19 153H20V150H16L14 147H15V145H14V142H21L22 140L21 139H14V138H16L17 136ZM17 138H19V137H17ZM23 139V138H22ZM25 141V140H24ZM9 142V143H8ZM24 144V143H23ZM12 145L14 146V147H12ZM144 148V147H143ZM227 146H223V147H220V150L221 151H227ZM140 153H142L141 155H139V156H136L135 158H141V163H140V166H144L145 167V163L147 162L146 161V159H147V157L149 156V155H151L152 154V152L151 151H145V150H141L140 151ZM87 154H90L89 152L87 153ZM85 156H86V154H85ZM192 156H195L194 155V153H193V155ZM21 157V156H20ZM129 157H131V156H129ZM15 158V157H14ZM132 158V157H131ZM22 159V158H21ZM23 161H24V163L26 164L25 165V167H22V168H25V170L23 169V171H27L28 172V170H27V168L28 167H32L33 169H35L36 171H40V166H35V167H33V166H29L28 165V163L26 162V160L25 159H22ZM195 160V159H194ZM139 166V167H140ZM263 166V165H262ZM136 169V168H135ZM262 169V168H261ZM49 170H51V168H49ZM46 172V171H45ZM47 173V172H46ZM51 173H53V171H49V174H51ZM43 174V173H42ZM52 177L54 176V175H51ZM32 177H36L35 175H32ZM52 177H50V179L52 178ZM30 177H28V178H26V180H29V181H31V179H29ZM46 184H49V182L48 183H46ZM103 186H106L105 184H103ZM51 187V186H50ZM53 187V186H52ZM3 189V186H1V188H0V191ZM103 189H106V187H104ZM51 190H53V189H51ZM107 190V189H106ZM80 192H81V195H83V193H82V190H80ZM42 193H43V195H44V191H42ZM46 196V195H45ZM51 199H55L54 198V194H53V197L51 198ZM56 200V199H55ZM83 201V197H81V202ZM65 206L64 207V209L66 210H68L69 209V207H70V205H71V202H70V196L68 195V196H66V195H63V196H60L59 195V197H58V203H57V205H60L61 203ZM80 202V203H81ZM78 205H79V203H78ZM46 218V217H45ZM55 220H56V218H54L52 221H53V223H55ZM66 235H68V233H66ZM63 241H65L67 244H70V240H69V238L67 239V241H66V239L64 238V239H62ZM69 240V241H68ZM71 245V244H70ZM78 250V249H77Z\"/></svg>","mask_w":264,"mask_h":264},{"label":"water","instance_id":"95a60500","mask_svg":"<svg viewBox=\"0 0 264 264\" xmlns=\"http://www.w3.org/2000/svg\"><path fill=\"white\" fill-rule=\"evenodd\" d=\"M133 0H120V2L121 3H123L126 7H127V5L128 4H130L131 2H132ZM128 8V7H127ZM127 8H125V9H127ZM95 11H96V9H95ZM122 12H123V9L121 10ZM112 13H115V10H113L112 11ZM82 17H83V11H81L80 13H79V18H81V21H80V29H82L83 28V26H84V21H83V19H82ZM109 19V18H108ZM107 19V20H108ZM117 20H120V16L119 15H116L115 16V18H114V20L113 21H111V24H110V26H113V25H115L116 24V21ZM110 26H107L106 28H105V30H104V35L105 34H107V33H109V31H110ZM226 32V28H224L223 29V32L222 33H220V36H222V35H224V33ZM242 32H244V30H242L241 29V31L238 33V35H240V34H242ZM79 35H82V32L81 33H79ZM95 38L96 37H91V39L92 40H95ZM233 39H235L236 40V38L235 37H233ZM253 42H254V37H251V38H249L248 40H246L245 42H244V44H242V43H240V42H238V47H236V50L235 51H233V53H231V51L230 52H228V53H226V55L228 54L229 56H227L228 57V61L225 63V65L226 66H228L229 68L225 71V73L227 74V73H229V72H231L232 70H233V68L236 66V64L241 60V58H243L244 56H245V52L252 46V44H253ZM95 48V47H94ZM93 48V49H94ZM210 48H213L212 47V44L210 45ZM235 49V48H234ZM233 49V50H234ZM238 53V55L235 57L234 55H235V53ZM74 53H76V52H74ZM90 52H88L87 51V54H89ZM92 54H94V53H92ZM76 56V55H75ZM86 61H85V59L82 61L81 60V57L79 56V58H77V61L75 62V64H74V67H77V68H79L83 63H85ZM82 73V72H81ZM78 75L76 76V80H74V83H78V81H79V79H81V77H82V74H79V73H77ZM215 74H216V72H215ZM84 83H85V80L84 79H82V81H81V83H80V87H84ZM76 88H77V86H76ZM78 89V88H77ZM75 103H78L77 101H75ZM78 129L80 128V126H81V123H82V120H81V117L80 118H78ZM2 135H4L5 137H7L6 136V134H2ZM8 138V137H7ZM6 138V139H7ZM9 143V142H8ZM146 149H148V147L146 148ZM13 156L15 157V159L17 160V162L22 166V167H25V163H24V161L21 159V157H20V153L18 152V151H16L14 154H13ZM140 163H141V158H135V159H126V160H124L123 162H122V165H121V168H120V170L118 171V175H117V183H118V185H121L122 184V182H123V180H124V177H125V172L127 171V170H129V169H135V168H138L139 166H140ZM27 170H28V173H31L32 175H35L36 177H42L43 175H42V173H40L39 171H36L35 169H33L32 167H28L27 168ZM64 192V195H66V196H68L67 195V193L65 192V191H63ZM44 193H46V197L48 198V199H51L52 197H53V193L52 192H46V189H44ZM71 200V199H70ZM48 207H50V205H48ZM107 209H108V207H107ZM106 210V209H105ZM85 213H87L88 215H89V213L88 212H85ZM66 239V241H67V239H68V236H67V238H65ZM50 240H52V239H50ZM62 240V239H61ZM53 241V240H52Z\"/></svg>","mask_w":264,"mask_h":264},{"label":"bare ground","instance_id":"6f19581e","mask_svg":"<svg viewBox=\"0 0 264 264\" xmlns=\"http://www.w3.org/2000/svg\"><path fill=\"white\" fill-rule=\"evenodd\" d=\"M240 30H241V29H240ZM227 32L230 33L231 30H227ZM239 32H240V31H239ZM239 32H238V33H239ZM222 36H223V35H222ZM224 36H225V34H224ZM234 42H235L236 44L234 45L233 48H236V47L238 46V45H237L238 42L230 36V42H229V45H232ZM230 49H231V48H230ZM231 50H233V49H231ZM215 76H216V74L214 73V74H213V77H215ZM176 107H177V105H176Z\"/></svg>","mask_w":264,"mask_h":264}]
</instances>
